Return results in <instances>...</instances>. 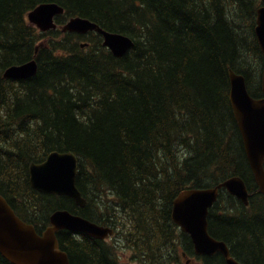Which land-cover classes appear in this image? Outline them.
<instances>
[{"label":"trees","instance_id":"16d2710c","mask_svg":"<svg viewBox=\"0 0 264 264\" xmlns=\"http://www.w3.org/2000/svg\"><path fill=\"white\" fill-rule=\"evenodd\" d=\"M43 3L63 7L57 25L83 17L134 45L115 58L95 33H41L26 15ZM261 4L0 0V194L16 215L39 234L57 210L99 225L111 222L116 234L121 225L127 246L152 264L173 246L174 198L238 176L248 206L220 190L208 232L241 264H264V195L257 192L228 98L229 69L244 76L252 97H261L263 58L254 34ZM36 47L35 76L3 78L6 68L31 60ZM53 151L78 158L84 208L31 188L29 165ZM56 235L70 264H119L115 242ZM0 264L11 263L0 255Z\"/></svg>","mask_w":264,"mask_h":264},{"label":"water","instance_id":"95a60500","mask_svg":"<svg viewBox=\"0 0 264 264\" xmlns=\"http://www.w3.org/2000/svg\"><path fill=\"white\" fill-rule=\"evenodd\" d=\"M264 3V0H261ZM64 9L57 3H43L28 12L27 19L40 32L59 28L62 33L86 35L94 32L101 36L103 47L115 58L124 56L134 45L133 40L120 33L102 29L96 23L82 17H72L61 26L56 17ZM257 43L263 57L261 77L262 97L250 96L243 75L228 70L229 103L249 169L257 192L264 195V5L256 10L254 28ZM86 44H82L84 48ZM34 57L19 65H12L3 72V78L10 80L28 79L36 75L38 64ZM29 184L41 194L71 198L77 207L84 208L83 199L76 186L78 158L72 152L53 151L41 163L29 165ZM220 190L249 204V192L244 180L232 176L214 187L188 188L181 191L173 200L171 220L180 231L190 238L197 255H213L220 252L226 264H241L235 260L223 241L214 239L208 232L209 209L216 203ZM68 231L102 240L113 234V230L66 210H57L49 217V226L41 234L33 225L23 222L16 216L6 199L0 194V255L11 264H70L67 253L60 248L56 233Z\"/></svg>","mask_w":264,"mask_h":264},{"label":"flooded vegetation","instance_id":"af4514ba","mask_svg":"<svg viewBox=\"0 0 264 264\" xmlns=\"http://www.w3.org/2000/svg\"><path fill=\"white\" fill-rule=\"evenodd\" d=\"M106 226L112 227L111 222L107 223ZM114 235L104 241H97L105 243L109 242ZM170 235L173 239L171 242L173 246L170 248V254L165 255V257L162 258L163 260L161 259L162 261L156 260L152 264H226L224 257L220 252L213 255H197L189 237L184 235L179 230H177L175 234L173 233V235L170 233ZM133 253L136 254V252Z\"/></svg>","mask_w":264,"mask_h":264},{"label":"rangeland","instance_id":"374dc122","mask_svg":"<svg viewBox=\"0 0 264 264\" xmlns=\"http://www.w3.org/2000/svg\"><path fill=\"white\" fill-rule=\"evenodd\" d=\"M257 75V74H256ZM255 80H256V76H255ZM121 215H119L120 217ZM120 226V231L119 234L116 237V250H115V255L117 260L120 262V264H147L149 263L142 257L141 254L138 253V251H136V248L133 247H128L127 246V242H126V236H127V231L122 228L121 225ZM177 231V229L175 228L174 230H172V235L173 233L175 234ZM113 242L115 241V238H113ZM173 241V240H172ZM133 252H136V254H134Z\"/></svg>","mask_w":264,"mask_h":264}]
</instances>
